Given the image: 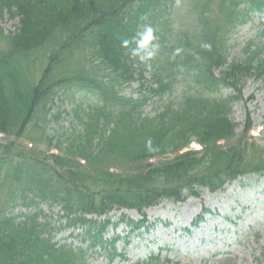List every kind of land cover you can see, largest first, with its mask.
Masks as SVG:
<instances>
[{"label":"trees","instance_id":"trees-1","mask_svg":"<svg viewBox=\"0 0 264 264\" xmlns=\"http://www.w3.org/2000/svg\"><path fill=\"white\" fill-rule=\"evenodd\" d=\"M192 1L194 27L171 40L175 0H0V20L6 13L20 17L10 48L0 50V133L20 139L32 125L55 119L52 111L67 90H84L99 101L81 115L76 111L81 130L49 137L47 149L0 144V186L10 180L15 188L9 207L29 210L0 213V264H87V251L96 248L114 260L119 238L106 233L116 224L101 219L114 210L144 214L164 200L184 202L202 188L218 192L243 175L264 176V147L248 140L251 125L238 134L231 117L246 81L264 78V48L229 62L227 45L238 24L259 14L264 34V0H218L214 11L216 0ZM145 28L160 51L150 67L146 44H140ZM46 47L51 52L40 78L25 80L19 69L24 58ZM77 52L86 58L72 66ZM161 57L170 66L166 76L154 65ZM181 77L193 86L180 101L168 97L155 116L145 115L146 103L164 99ZM136 79L144 81L142 93L123 95ZM223 89L231 94L218 96ZM193 142L203 149L189 148ZM46 204L60 207L64 227L52 226ZM71 228L82 229L87 248L54 241ZM139 264L172 263L153 255Z\"/></svg>","mask_w":264,"mask_h":264},{"label":"rangeland","instance_id":"rangeland-1","mask_svg":"<svg viewBox=\"0 0 264 264\" xmlns=\"http://www.w3.org/2000/svg\"><path fill=\"white\" fill-rule=\"evenodd\" d=\"M195 1L175 0L172 9L171 23L168 31L171 40H177L179 34L189 29L193 23L194 14L191 5ZM216 0L211 10L218 7ZM258 16V17H257ZM260 14L240 24L227 37L228 61L243 60L252 56L259 45L264 48L263 25ZM20 26V17H11L8 13L0 20V50L10 48L9 36L14 34ZM194 27L191 26L190 29ZM147 34V29H144ZM157 38L153 36L146 43L147 64L150 67L155 56L160 55ZM157 47V50L155 51ZM51 49L36 52L23 60L19 68L25 80H38L49 61ZM86 57L77 52L72 59V66L77 65ZM165 58L156 62L162 74H170L168 63L164 65ZM18 68V67H17ZM220 72L217 70L216 72ZM147 80H151L150 70L146 73ZM136 79L131 84H126L122 94L127 97L137 98L142 93L141 83ZM148 84L147 82H145ZM192 84L183 77L178 78L175 88L164 99L151 98L143 108L145 115L155 116L161 104L167 98L173 97L180 101L185 90L192 88ZM231 90L223 89L218 96L225 97ZM98 98L84 90H67L61 94L52 114L55 119L42 120L37 125H32L27 133L20 139L0 134V144L6 145L15 141L17 147L34 149L36 146L47 149L49 137L72 132L74 128L81 130L82 124L76 118L82 110L95 106ZM238 125L237 133L242 134L246 126H252L248 133L250 142H257L264 147V78H249L243 89L242 98L236 102L231 115ZM65 138V137H64ZM54 140V139H53ZM56 143V139L54 140ZM225 145L224 140L219 142ZM189 148L201 151L203 147L198 142H193ZM57 153V149L53 148ZM171 155L163 158H173ZM260 157V156H259ZM252 160L258 158L250 156ZM161 161L153 158L150 162ZM129 168L128 166H125ZM0 186V213L7 216L28 212L21 205L10 206L15 188H11L10 180L2 181ZM152 210V213H149ZM156 210H160L156 212ZM43 211L55 228L65 226L63 212L60 207L43 205ZM205 213V215H204ZM202 220L199 222V217ZM125 218V222L121 218ZM95 218V217H91ZM116 226H110L106 238L118 237L116 244L119 256L110 259L109 252L103 249H90L87 251V264H139L148 260L153 255H161V260L169 258L172 264H259L264 263V177L258 174L243 175L239 179L226 185L225 189L212 192L209 188L200 189L198 197H189L184 202L164 200L159 205L147 209L144 215L137 210H114L108 217ZM142 221L144 227L137 229L133 222ZM199 222L198 226L194 223ZM82 229H65L54 235V241L59 245L87 248L82 241Z\"/></svg>","mask_w":264,"mask_h":264},{"label":"clouds","instance_id":"clouds-1","mask_svg":"<svg viewBox=\"0 0 264 264\" xmlns=\"http://www.w3.org/2000/svg\"><path fill=\"white\" fill-rule=\"evenodd\" d=\"M152 38H153V36H152V29L151 28H148L147 29V34L144 36L143 40L140 42L141 47H143ZM123 43H124V46H127L129 42L127 40H125Z\"/></svg>","mask_w":264,"mask_h":264},{"label":"bare ground","instance_id":"bare-ground-1","mask_svg":"<svg viewBox=\"0 0 264 264\" xmlns=\"http://www.w3.org/2000/svg\"><path fill=\"white\" fill-rule=\"evenodd\" d=\"M160 210H156V212H159ZM149 213H152V210H149Z\"/></svg>","mask_w":264,"mask_h":264}]
</instances>
